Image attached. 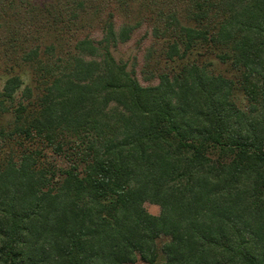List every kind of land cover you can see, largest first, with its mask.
<instances>
[{"label": "trees", "instance_id": "trees-1", "mask_svg": "<svg viewBox=\"0 0 264 264\" xmlns=\"http://www.w3.org/2000/svg\"><path fill=\"white\" fill-rule=\"evenodd\" d=\"M18 7L0 264H264V0H0V27ZM143 21L175 63L145 85L111 54Z\"/></svg>", "mask_w": 264, "mask_h": 264}, {"label": "rangeland", "instance_id": "rangeland-1", "mask_svg": "<svg viewBox=\"0 0 264 264\" xmlns=\"http://www.w3.org/2000/svg\"><path fill=\"white\" fill-rule=\"evenodd\" d=\"M34 3L41 4L45 0H31ZM137 3H135L136 6ZM135 8V7H133ZM7 15L5 16V23L0 27V87L5 78L10 75H18L22 80L20 88L14 93L18 98L21 89L24 85L35 86L33 78V66L29 63H19L12 66V62L19 60L20 51L18 50L21 44V37H26V42L23 45L25 49L34 45L31 37L37 36L41 33L38 28L36 18L33 15L23 12L22 7L17 9H7ZM17 12L16 16L11 14ZM145 15H150L149 11H145ZM183 22L185 20L181 19ZM150 22L143 21L139 27L134 29L129 37L123 43H118L111 48V54L115 60L124 62L126 68H132L134 75L140 84L145 85L155 82V75L161 71H167L169 66L175 65V63H169L164 59L162 46L163 40L155 39L150 33ZM37 30H36V29ZM92 36L99 37V33L96 29L91 31ZM15 37V42L12 44L9 42V38ZM48 40L42 39L41 45L47 44ZM205 59L210 61L212 68L219 73L233 77L236 72L231 68L229 63H221L216 58L206 55ZM150 78V79H147ZM34 88V87H33ZM14 97V98H15ZM20 98V96H19ZM236 100L241 105L246 104L245 99L239 94H236ZM16 102V100L14 101ZM16 106L15 103L12 104ZM13 114L10 110L4 112L0 116V125L9 130L12 127ZM7 148H4V152ZM6 153V152H5ZM59 163H62L59 160ZM63 164V163H62ZM144 208L151 214L158 213V206L150 204L148 202L143 203ZM134 264H145L136 261Z\"/></svg>", "mask_w": 264, "mask_h": 264}]
</instances>
